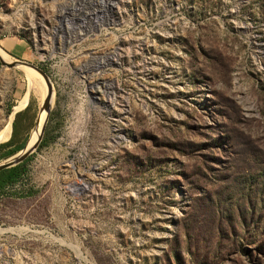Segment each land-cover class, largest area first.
Segmentation results:
<instances>
[{"label":"rangeland","instance_id":"rangeland-1","mask_svg":"<svg viewBox=\"0 0 264 264\" xmlns=\"http://www.w3.org/2000/svg\"><path fill=\"white\" fill-rule=\"evenodd\" d=\"M0 49L53 93L0 264H264V0H0ZM29 73L0 64V144L36 141Z\"/></svg>","mask_w":264,"mask_h":264},{"label":"bare ground","instance_id":"bare-ground-1","mask_svg":"<svg viewBox=\"0 0 264 264\" xmlns=\"http://www.w3.org/2000/svg\"><path fill=\"white\" fill-rule=\"evenodd\" d=\"M103 7H104V9L105 8H109L110 9V8H112V5L110 3H107ZM95 22L93 24H95ZM99 22H101V21H99ZM88 32L89 31L86 30V29H81L80 32L75 36V38L76 37L77 38H80V36L86 35V34H88ZM3 61H4V59H3ZM16 68L24 69V70L27 71V73L30 72L29 74L31 76H33V78H29L28 79V89L29 90H33L36 93V95L39 97L40 100L41 99L44 100L46 98V96L48 95V86H47L46 82L44 81V79L38 73H36L35 71H33L31 69H27V68H23V67H16ZM82 70H83L82 72L85 73V74H87V73H89L91 71L90 68L89 69H85V70L82 69ZM38 76L43 80L42 81L43 85H41L40 81L38 80ZM91 85L95 89V92L96 93L97 92H100V89L102 90L103 93H105V91H107V89L105 87L100 86L96 81L93 82V83H91ZM40 90H41V92H40ZM52 95H53V93H52ZM51 103H52V99L50 100V106H51ZM16 112L17 111H15V112L12 113V117H13L14 113H16ZM46 121H47L46 111H43V110L40 111V109H39L38 114H37V117H36V120H35V124L33 126L34 133H36V141L33 144H31V145H29L27 147H26V143H27V141H26L25 147L22 149L23 151L22 150H21V152L19 151L20 153L18 152L16 156H20L21 154H24V153H27V152L28 153H31V151L34 150L35 146L37 145V143L39 142V140L41 138V134L43 132V129H44V126H45V122Z\"/></svg>","mask_w":264,"mask_h":264},{"label":"trees","instance_id":"trees-1","mask_svg":"<svg viewBox=\"0 0 264 264\" xmlns=\"http://www.w3.org/2000/svg\"><path fill=\"white\" fill-rule=\"evenodd\" d=\"M17 132L18 127L14 122L10 139L0 144V161L12 157L25 147L27 140L25 142L16 141ZM27 161L26 159L22 163L0 172V196L4 195L7 189L13 187L23 178L27 172Z\"/></svg>","mask_w":264,"mask_h":264},{"label":"water","instance_id":"water-1","mask_svg":"<svg viewBox=\"0 0 264 264\" xmlns=\"http://www.w3.org/2000/svg\"><path fill=\"white\" fill-rule=\"evenodd\" d=\"M0 64L5 66V67H7V68L23 67V68L31 69V70L35 71L36 73H38L44 79V81L46 82V84L48 86V95L42 101V104L40 106V111L41 110L46 111L47 118H48V114H49V110H50V100L52 99L51 98L52 97V88H51V84H50V82L48 80L47 75L40 68H38V67H36V66H34V65L30 64V63L23 62V61H20V60H15V62H6V61L4 62L3 59L0 56ZM42 134H43V132H42ZM42 134H41V137H42ZM38 144H39V142L35 146L34 150L36 149ZM33 151H31V153ZM31 153L27 152V153L21 154L20 156H16L17 154H15L12 157L8 158L6 162L0 164V172L5 170V169L14 167V166L22 163Z\"/></svg>","mask_w":264,"mask_h":264},{"label":"crops","instance_id":"crops-1","mask_svg":"<svg viewBox=\"0 0 264 264\" xmlns=\"http://www.w3.org/2000/svg\"><path fill=\"white\" fill-rule=\"evenodd\" d=\"M2 47L14 58L24 59L28 55V50L19 40L7 39L2 42ZM9 57V56H8Z\"/></svg>","mask_w":264,"mask_h":264}]
</instances>
